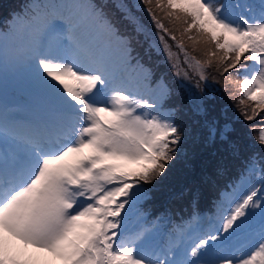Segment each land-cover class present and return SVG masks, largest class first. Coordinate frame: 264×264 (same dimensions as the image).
Here are the masks:
<instances>
[{
    "label": "snow or ice",
    "instance_id": "1",
    "mask_svg": "<svg viewBox=\"0 0 264 264\" xmlns=\"http://www.w3.org/2000/svg\"><path fill=\"white\" fill-rule=\"evenodd\" d=\"M115 7L137 35L145 32L128 5L120 0ZM136 7L176 41L193 69L195 80L172 63L191 85L193 110L207 115L201 84L205 69L214 68L225 92L238 85L239 96L230 98L240 115L247 122L259 118L252 130L264 149V0H139ZM161 14L183 22L179 40ZM193 29L197 36L187 38L206 46L203 61L185 50L183 34ZM159 40L172 61L164 36ZM133 51L132 37L94 0H29L0 32V76L5 67L22 72L51 113L21 134L0 112V264H264L260 153L248 157L207 229L181 232L167 243H157L151 229H128L150 191L144 185L166 173L184 139L168 104L173 90L162 78L153 86L151 70ZM205 123L210 140L218 131L228 139V124L220 130L215 120Z\"/></svg>",
    "mask_w": 264,
    "mask_h": 264
},
{
    "label": "rangeland",
    "instance_id": "2",
    "mask_svg": "<svg viewBox=\"0 0 264 264\" xmlns=\"http://www.w3.org/2000/svg\"><path fill=\"white\" fill-rule=\"evenodd\" d=\"M23 2L24 0H16L15 2L13 0H0V13L3 11L2 14H0V25H3V28L5 29L4 32H7L10 29L11 23L14 21V17L18 15ZM94 2L97 5L104 7L105 12L108 13V10L111 11L113 7L111 6V3H114L115 5L117 2H120V0H101L99 2L94 0ZM122 2L128 5L133 15L144 25L145 32L137 35L134 32V25L123 19V13L115 7L116 15L121 20V24H117V26L122 35L132 37V48L134 50L133 56L139 59L140 63L143 64L145 68L150 70L152 68L153 70L155 69L156 76L153 80V86H155V83L162 78L173 90V95L168 104L170 107L177 110V122L182 127L184 134V139L180 144V155L172 161L168 170L160 179L163 182L178 185L179 190L183 189L184 192L179 195L171 190L167 193H163L160 199L169 197V199L167 198L168 200H166V204L173 203V206L184 205L185 207H191L192 205H199L202 206V208L213 207L214 211L209 217V220H215L218 212L221 210L219 205L224 204V202L230 198V193L232 192H225L223 194L225 199L222 201L223 197L220 194L222 190L225 187H227V189H232L241 172L245 168L249 156L253 153L264 155V149H261L260 145L255 141L256 132L252 130L254 126L260 124V120L257 118V120L247 122L240 115L234 100L230 98L234 92L236 96H239L238 85L228 84L229 90L225 92L222 87V85L225 84L224 79L217 75L214 68L205 69V72L208 75V80L202 82L201 86L204 88L208 97L206 100L207 115L213 116L214 120H223L222 122H218V129L222 130L225 124H228L232 129L228 133L227 140L220 139L219 131L217 132L215 140H210L209 128L205 123L206 120L208 122L209 120L204 115L195 112L189 102L188 89L191 85L188 81L182 80L174 74L172 63L178 62L181 70H187L193 80L196 79L193 69L188 68V66L183 63L184 56L179 48L176 47V41L170 39L165 33L157 32L155 24L150 20L147 13L143 11L142 7H136V5L139 4V0H122ZM106 5L109 6L105 7ZM161 18L165 28L169 29V31L177 37V40H179L182 35L183 27L185 26L183 22L175 21L172 18L164 19L162 14ZM166 24H169L170 26H166ZM178 31L180 33H178ZM159 35H163L165 41L170 46L171 52L173 53L172 61L169 60L163 44L160 43ZM188 35L197 36V32L193 29L191 33L183 34L185 50L190 56H195L201 61L205 60L206 57L203 55V52L206 46L202 43L194 45V42L187 38ZM194 47L196 49L195 51H193ZM177 56L179 57L178 61L176 60ZM133 63L135 64V60H133ZM247 63L251 64L252 62L248 61ZM11 73H13L11 69L7 67L3 69L2 76H0V90L4 87V92L15 93L20 87V92L13 94L12 97L23 96L22 90H24V94L27 97L32 95L33 90L27 86L23 73L14 72L13 75L17 78L10 76ZM231 78L233 80L240 78L237 76L235 69L232 70ZM133 80L135 83V78ZM35 95L40 97L36 93ZM2 101L3 99L0 98V102ZM42 101L44 100L42 99ZM13 102L21 104L23 111L28 107L27 100H14ZM231 107H234L235 110L230 112ZM212 111H214V113H212ZM45 115H51L48 105ZM262 115H264V113H262ZM232 121L238 123L236 128L231 125ZM192 128L195 129L194 132H192ZM238 146L242 156L239 169H228L225 170L223 174L219 173L216 169V162L213 161V159H215L221 151L233 152ZM170 171H173L176 175L175 179L168 176ZM144 187L150 191L147 194V198L138 203L136 209L128 218V229L130 231L140 228H148L152 230L154 226H157V229L153 233L155 241L157 243H167L170 237H175L171 232L162 233L166 228H170V226H168L169 222H166L169 219L161 218L159 216L155 220L154 225L150 226L147 220L151 214L146 215L145 213L155 211L156 207L159 205L157 203L158 198L156 195L163 192L165 187L169 189L171 186H165L158 181H154L153 184L144 185ZM151 187H153V191L151 190ZM144 206L146 207L144 208ZM163 219H166L165 222ZM164 239H166V241H164ZM29 251L31 252L34 250L29 249ZM55 264H61V262L56 261Z\"/></svg>",
    "mask_w": 264,
    "mask_h": 264
},
{
    "label": "trees",
    "instance_id": "3",
    "mask_svg": "<svg viewBox=\"0 0 264 264\" xmlns=\"http://www.w3.org/2000/svg\"><path fill=\"white\" fill-rule=\"evenodd\" d=\"M28 4H29V0H24V2L22 4V8H21L20 12H18V15L19 14H23L25 12L26 6ZM166 26H170V25L169 24H166ZM4 31H5V29L3 28V25H0V32H4ZM178 33H180V32L178 31ZM41 113L42 112L38 108L36 110H34V111H31V110H29V108H26V110H25L24 113H22V111H18V116L15 117V120H18L19 122L22 121V122H24V123H26L28 125H32L33 118L39 116ZM22 124L23 123H19L18 126L20 127V126H22ZM172 204L173 203H171V204H165V205H163V204L158 205L156 207L155 211L153 212V214H151L149 216V218L147 220L148 223L149 222L151 223L152 221H154L157 218V216H160L161 218H167L169 220L171 218H173V219L177 218L181 212H180L179 208L175 206L174 209H175V211L178 214L173 213V211H171ZM145 207L146 206H144V208ZM151 212L152 211H150L148 213H145V214L147 215V214H150ZM164 215H166V216H164ZM169 220L166 221V222H169ZM163 221L165 222V219H163Z\"/></svg>",
    "mask_w": 264,
    "mask_h": 264
},
{
    "label": "clouds",
    "instance_id": "4",
    "mask_svg": "<svg viewBox=\"0 0 264 264\" xmlns=\"http://www.w3.org/2000/svg\"><path fill=\"white\" fill-rule=\"evenodd\" d=\"M97 2H99V1H101V0H96ZM102 5V4H101ZM109 5H106L105 7H108ZM111 6H113L112 7V10L111 11H109L108 10V15L110 16V17H112L113 18V20L118 24V25H120L121 24V20L117 17V15H116V10H115V5H114V3H111ZM110 6V7H111ZM189 20H190V18H188ZM134 64V63H133ZM154 71H155V69H154ZM128 77H129V79H130V82H132V83H134V78H135V74L132 72V70L131 69H128ZM218 80V79H217ZM235 109H234V107H231V110H230V112L231 111H234ZM212 113H214V111H212ZM208 120H209V123H211L212 121H214V118H213V116H210V115H206L205 116ZM215 121H217V122H222L223 120L222 119H218V120H215ZM193 125V124H192ZM231 125L234 127V128H236V126L238 125V123L237 122H234V121H232L231 122ZM192 130V132H194L195 131V129L194 128H192L191 129ZM240 132V131H239ZM248 133V132H247ZM201 138V137H200ZM223 153H225V155H228L229 157H231V158H238L240 161H239V164H238V166L236 167V169H239V165H240V162L242 161V156H241V153H239V155H237V154H235L234 152H232L231 154H227L228 153V151H221L220 152V154H223ZM216 161V160H215ZM228 189H230V188H228ZM228 189H227V187L226 188H224L223 190H222V192L220 193L221 195H222V199H224L225 197L223 196V194L225 193V192H228ZM220 207H221V205H219ZM194 210H196V205H192L191 206V208L188 210V211H194ZM209 211H214L213 210V207H211V208H209ZM194 228H197V225H196V223H193V225H192ZM207 227L208 226H206V227H203L204 229H207Z\"/></svg>",
    "mask_w": 264,
    "mask_h": 264
}]
</instances>
